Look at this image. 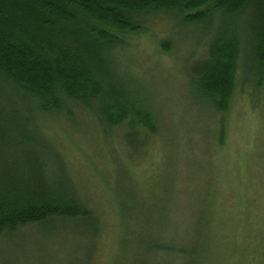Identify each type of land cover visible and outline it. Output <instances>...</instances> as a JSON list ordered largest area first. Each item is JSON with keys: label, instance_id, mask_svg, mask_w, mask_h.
I'll use <instances>...</instances> for the list:
<instances>
[{"label": "rangeland", "instance_id": "rangeland-1", "mask_svg": "<svg viewBox=\"0 0 264 264\" xmlns=\"http://www.w3.org/2000/svg\"><path fill=\"white\" fill-rule=\"evenodd\" d=\"M59 4L74 12L81 31L116 42L106 57L114 81L137 91L158 132L149 148L138 137L121 147L119 131L94 110L78 112L72 130L50 117L37 120L30 131L60 157L72 188L98 214L100 235L31 226L0 239V264H258L264 78L261 86L244 82L227 111H215L186 72L204 50L203 26L160 12L125 32ZM49 17L34 11L22 27Z\"/></svg>", "mask_w": 264, "mask_h": 264}, {"label": "trees", "instance_id": "trees-1", "mask_svg": "<svg viewBox=\"0 0 264 264\" xmlns=\"http://www.w3.org/2000/svg\"><path fill=\"white\" fill-rule=\"evenodd\" d=\"M59 3L125 32L160 12L203 26L204 50L186 72L215 111L225 113L244 82L263 83L264 0H0V239L31 226L97 234L98 214L72 188L60 157L30 131L37 120L72 130L78 112L94 110L119 131L121 147L138 137L149 148L158 132L137 91L114 81L106 57L116 42L81 31ZM34 11L51 19L22 27Z\"/></svg>", "mask_w": 264, "mask_h": 264}]
</instances>
